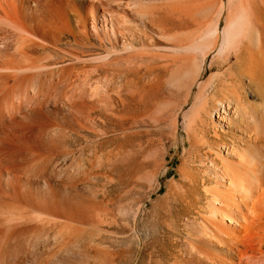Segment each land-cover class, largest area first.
Listing matches in <instances>:
<instances>
[{"label": "bare ground", "instance_id": "obj_1", "mask_svg": "<svg viewBox=\"0 0 264 264\" xmlns=\"http://www.w3.org/2000/svg\"><path fill=\"white\" fill-rule=\"evenodd\" d=\"M149 1L151 4L148 0H0V264L62 263L73 255L76 247L79 251L75 253H81L85 233L80 224L87 217L93 220L97 205L85 211L76 197L69 203L65 184L54 192L50 175L47 178L46 174L49 162L61 158L53 155L60 141V110L69 107L74 118L84 115L90 122L97 119L95 114L100 109L110 117H117L118 110L109 90L86 82L90 73L86 68L81 70L80 65L103 61L99 64L102 67L113 63V55L134 50L132 36L138 30L139 21L166 32L161 20L166 17L168 8L173 13L184 11L186 15L207 9V4L201 5L198 0H183V5L180 0H169L170 4L166 5L161 0ZM261 4L256 8L253 21L244 0L234 9L231 6L222 34L216 18L201 25L200 34L189 36L186 41L177 39L178 43L169 49L177 54L184 51L185 55L173 59L176 69L171 80L181 82L195 77L199 64L202 65L197 57L202 55L201 61L205 63L213 49L217 51V58L224 60L235 53L236 63L244 71L250 69L256 74L258 65L264 70L263 57L252 52V46L264 37L263 30L258 28L264 24V3ZM224 6L220 4L219 13ZM89 9L94 14L92 23ZM73 43L88 49L95 48L98 43L102 47L107 43L112 47L105 54L97 55L76 48L69 51L60 48L62 44ZM52 49L61 51L63 57L46 56ZM239 86L231 83L227 88V100L220 101L214 111H209L214 121L211 120L223 131L234 124L235 119L231 118L243 111L241 100L248 92ZM258 90L264 94L263 87L259 86ZM120 98L121 116L124 117L130 99L128 95ZM231 137L236 141L234 146L210 147L207 152L211 158L209 168L213 170H209L203 181L205 209L186 219V224L191 223L192 228H188L183 246L176 252L172 264H264V135ZM245 138L247 145L243 147ZM179 171L181 181L187 182V170L181 168ZM74 173L73 178L77 177ZM80 178L77 182L73 180L79 183ZM111 249L108 248V252Z\"/></svg>", "mask_w": 264, "mask_h": 264}, {"label": "rangeland", "instance_id": "obj_2", "mask_svg": "<svg viewBox=\"0 0 264 264\" xmlns=\"http://www.w3.org/2000/svg\"><path fill=\"white\" fill-rule=\"evenodd\" d=\"M161 1L166 5L169 0ZM223 1L198 0L201 5L207 4V9L192 15L189 13V17L184 11L173 13L169 8L168 11L166 6L164 10L168 12L164 20H161L166 32L139 21L138 30L132 36L136 45L134 50L128 54L113 55L111 61H114L110 65L101 67L99 64L103 61H88L80 65L81 70L86 68L90 73L86 81L89 85L91 83L109 90L118 110V118L110 117L108 112L100 109L99 114H95L97 119L90 122L84 119V115L79 116V119L74 118V112L72 114L69 107L60 110L59 123L62 128L58 134L60 141L57 142L60 145L56 143L55 146L60 148L54 147L53 155L56 158L60 155L61 158L49 162L47 178L50 175L49 181L54 192L58 191V186L63 187L65 184L64 193L69 203L76 197L85 211L97 205L95 208L99 214L93 213V220L87 217L80 224L84 226L82 228L85 233L83 245L79 244L81 253L77 254L79 248L76 247L71 257L68 256L62 263L55 261L52 264H172L176 252L183 246L182 241L188 234V228H192L191 223L186 224V219L205 209L203 181L213 170L209 168L211 158L207 154L210 147L234 146L236 141H233L232 135L249 138L264 135V94L257 91L259 86L264 88V70L261 65H258L256 74L250 69L244 71L236 63L238 58L235 53L224 60L217 58V51L213 49L205 63L201 61L202 55L197 57L202 65L199 64L195 77L181 82L171 80L175 74L176 58L185 53L182 51L177 54L169 48L179 38L186 41L189 36L200 34V26L216 18L222 34L231 12L230 7L236 8L242 0ZM148 3L151 4V1L148 0ZM221 3L225 6L219 13ZM244 3L250 8L253 21L257 6L264 3V0H244ZM88 12L92 23L94 14L90 9ZM170 12L172 14L168 15ZM262 26L258 28L264 32V24ZM261 40L264 37L251 50L264 59V42ZM111 47L108 43L103 47L98 43L95 48L88 49L73 43L62 44L60 48L66 51L76 48L86 54L97 55L105 54ZM46 56L61 59L63 53L52 49ZM231 83L237 86L240 84L239 88L249 94L241 100L243 111L240 110L231 118L237 122L234 121L233 125L230 124L223 131L214 124L209 113L212 109L214 111V106L220 101L227 100V88ZM125 95L129 96L130 105L124 118L121 116L120 97ZM246 139L237 144L243 142L245 147ZM181 168L187 170V182L181 181ZM77 169L80 172H76ZM74 171L78 177H74L76 182L80 177L81 182L73 180ZM66 179L69 181L66 182ZM108 248H112L111 253ZM89 256H92L91 260Z\"/></svg>", "mask_w": 264, "mask_h": 264}]
</instances>
